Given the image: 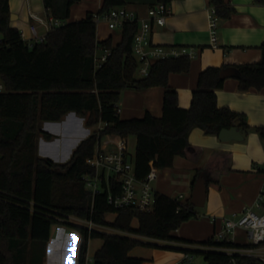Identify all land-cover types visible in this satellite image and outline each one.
Segmentation results:
<instances>
[{
    "label": "trees",
    "instance_id": "trees-1",
    "mask_svg": "<svg viewBox=\"0 0 264 264\" xmlns=\"http://www.w3.org/2000/svg\"><path fill=\"white\" fill-rule=\"evenodd\" d=\"M45 8L65 21L50 30L42 42L30 43L22 31L11 25L10 0H0V264H44L47 244L54 224H70L81 234L78 262L84 264L90 238L101 237L102 246L94 254V264H142L145 259L130 255L131 250L145 244L140 238L107 233L70 222L71 216L95 225L112 227L138 236L161 241H174L175 248L204 256L206 264H231L227 253L214 246L239 245L217 241L213 237L195 241L173 235L183 222L197 216L190 202L172 198L164 193L156 195L153 211L116 209L108 202V191L93 195L82 175L94 174L86 159L94 154L99 138L116 134L124 139L136 138L135 170L142 179L151 165L159 168L173 165L176 155L199 159L202 148L189 141L194 127L207 134L218 135L222 129L240 121V129L247 134L258 131L264 140V126L252 127L246 116L229 107H220L217 90L225 85L221 70L234 66L239 70L241 90L264 88V42L258 62L208 66L199 73L189 108L179 106L177 90L169 84L171 73L190 71L192 58L173 56L156 61L146 77L138 76L139 63L133 54L134 37L139 29L137 21H127L120 28L121 42L114 45L112 36L97 39V15L125 6V0H103L101 9L89 11L79 20L68 21L71 8L81 0H43ZM167 5L173 0H158ZM264 2V0H256ZM216 17L227 19L235 9L228 0H210ZM110 50L107 60L96 68L99 50ZM165 88L163 115L147 111L141 118L122 119L118 112L124 89ZM75 112L86 118L87 127L95 128L83 139L65 163H59L38 153V136L51 139L42 131V121H61ZM230 151H214L204 167L206 185H220V176L232 169ZM116 213L114 221L106 214ZM137 220V225L133 222ZM197 245V246H195ZM247 264H263L260 259L241 258Z\"/></svg>",
    "mask_w": 264,
    "mask_h": 264
},
{
    "label": "crops",
    "instance_id": "crops-1",
    "mask_svg": "<svg viewBox=\"0 0 264 264\" xmlns=\"http://www.w3.org/2000/svg\"><path fill=\"white\" fill-rule=\"evenodd\" d=\"M125 1L126 7L136 10L140 15H146L148 9L159 2L158 0ZM228 1L235 11L231 17L219 19L213 13L210 0H173L170 3L171 11L164 26L154 25L152 35L157 44L178 50L187 48L195 52L191 57L190 71L171 73L169 76V84L177 90L179 106L182 108L190 107L199 73L206 67L253 63L262 58L260 46L264 42V2H256V0ZM102 4L103 0H99L97 8H85L81 13L83 16L79 15L73 18L74 4L68 21L82 19L89 11L97 12L101 9ZM10 5L11 25L19 28L27 40L32 39L30 30L32 23L37 25L40 34L47 33L46 27L37 23L30 16V13L41 17L46 16L48 10L45 8L43 0H10ZM97 24V39L104 40L112 36L114 45L121 42V29L111 28L106 20ZM101 51L104 50L101 49ZM164 92L163 86H153L142 90L124 89L119 100L120 117L127 120L141 118L147 111L156 117H161L164 109ZM217 101L220 107H229L237 112H242L252 127L264 126V88L241 90L239 80L236 77H229L226 78L224 87L217 90ZM59 124L62 126L60 148L54 152L59 157L60 154L62 156L69 151L70 154L68 153L67 157L56 160V162L65 163L70 160L74 150L83 139L73 145L71 144L72 140L81 133L83 128L86 130L84 138L86 139L93 128H85L84 117L78 116L75 112L67 113ZM242 133L243 140L223 141L218 135L207 134L203 129L194 127L189 133V141L202 148L199 159L176 155L172 166L158 169V177L153 182L156 192L187 201L191 198L197 171L205 166L214 151H230L234 159L232 160V169L220 176L219 187L213 185L207 187V200L201 211L196 212V217L183 222L184 224L174 230V236L195 241L209 239L221 229L224 219L234 217L247 207L256 208L260 196L264 192V140L254 129H251L247 134ZM181 195L183 197L180 199ZM261 205L264 206V200ZM115 218L116 213L112 220L107 217L106 220L114 221ZM105 228L120 231L112 227L96 225V229L100 231L106 232ZM120 233L123 236L128 234L123 231ZM232 240L239 245L251 242L249 233L245 230L237 231ZM154 244L170 247L180 245L174 241L156 239H154ZM47 251L44 264L68 263L64 245L54 243L52 228ZM72 252L69 261L74 264L75 250L73 249ZM183 253L175 248L155 247L152 250L153 255L149 260L145 259L142 264H174L182 258ZM203 264H206L204 256Z\"/></svg>",
    "mask_w": 264,
    "mask_h": 264
},
{
    "label": "built area",
    "instance_id": "built-area-1",
    "mask_svg": "<svg viewBox=\"0 0 264 264\" xmlns=\"http://www.w3.org/2000/svg\"><path fill=\"white\" fill-rule=\"evenodd\" d=\"M216 16L215 8H212ZM170 5L158 2L150 7L146 15H140L134 9L126 6L117 7L109 12L97 15L95 20L100 22L106 20L111 28H121L127 21H137L139 29L134 37L133 54L139 63L138 73L146 77L150 73L151 66L160 59L187 54L194 56L193 50L183 48H168L157 44L153 40V28L155 24L163 25L170 14ZM37 23L47 29V33L55 27L65 24V21L58 19L49 11L45 17L35 13H30ZM32 39L30 43L42 42L46 39V34H40L36 24L30 27ZM23 37L24 33L22 32ZM27 40V39H26ZM110 50H104L103 54L95 57L96 68L100 67L109 58ZM5 90L4 83L0 80V91ZM118 112L120 108L118 107ZM106 123L100 122L96 128L103 129ZM86 164L92 168L94 174L85 173L82 180L87 189L91 190L93 195L98 192L108 191V202L116 209H133L137 211L150 212L154 210L156 201V189L153 182L158 177V167L151 165L147 175L140 179L135 170V161L128 149L126 139L116 135L106 133L102 135L96 146L94 154L86 159ZM181 195L179 198L181 199ZM264 192L261 194L256 208L247 207L232 218H226L223 221L221 229L213 237L215 240L223 242L230 241L239 230H245L249 233L250 241L243 245L234 246H214L213 249L227 253L231 264H247L242 261V257L260 259L264 264ZM89 230L95 229L96 225L92 221H85ZM196 254L184 252L182 258L174 264H196ZM87 259L85 260L86 263Z\"/></svg>",
    "mask_w": 264,
    "mask_h": 264
},
{
    "label": "rangeland",
    "instance_id": "rangeland-1",
    "mask_svg": "<svg viewBox=\"0 0 264 264\" xmlns=\"http://www.w3.org/2000/svg\"><path fill=\"white\" fill-rule=\"evenodd\" d=\"M99 4V0H82L79 3H76L73 8H72V16L75 18V16L81 15V13L85 10V8H97ZM44 15V13H42ZM83 16V15H81ZM103 54L101 50L97 52V56L100 57ZM137 75L139 76V73L137 72ZM4 91V90H3ZM88 117V114L84 117L85 121L86 118ZM60 121H42L40 124V129L42 131L48 132L52 134L51 139L45 138L43 134L38 136V153L39 155L49 156L50 158L54 159L55 161L57 158L58 160H62V158L67 157L69 151L65 153L64 155L61 156V154L57 155L54 151H57L60 148L59 141H60V134L62 132V126L59 124ZM85 128L87 127L86 125L84 126ZM89 128V127H88ZM92 131L94 130V127ZM86 130L81 131L77 135L76 138L72 140V145L76 144L77 141L82 140L85 138V133ZM71 145V146H72ZM128 149L129 152L132 154L133 157H135V152H136V138L134 136H129L128 137ZM70 154V153H69ZM61 157V158H60ZM203 207H197L195 208L196 212H200ZM115 216L114 212H109L106 214V217L110 220H112ZM196 217V216H195ZM69 219L70 222L76 223L79 225H84L86 226L85 221H81L75 216H71ZM133 222L134 226L137 224V220H134ZM106 232L109 233H120V231H113L110 228H105ZM52 235L54 237V243L59 244L62 243L64 245V248L67 251L66 257L68 258L67 264H72L69 260H71V253L72 250H75L74 258H75V263L74 264H79L78 262V256H79V250H80V244L82 240V234L73 226L70 224H54L52 226ZM127 236H135L137 238H140L142 241L145 242V244L138 245L133 250H131L130 255L135 256V257H142L144 259H148L151 257L152 250L155 249L156 246H154V239L147 238V237H142L138 235H131L127 234ZM156 242V241H155ZM103 239L101 237H96V238H90L89 246H88V253L86 254V263L84 264H94L93 258L96 250L102 245ZM196 264H203V256L201 254H196Z\"/></svg>",
    "mask_w": 264,
    "mask_h": 264
},
{
    "label": "water",
    "instance_id": "water-1",
    "mask_svg": "<svg viewBox=\"0 0 264 264\" xmlns=\"http://www.w3.org/2000/svg\"><path fill=\"white\" fill-rule=\"evenodd\" d=\"M12 18V15H11ZM239 70L234 66H229L221 70V77H238ZM240 121L235 120L232 127L224 128L219 133V138L223 141L243 140L244 135L240 129ZM207 200V185L205 174H200L193 184L190 202L196 207H203Z\"/></svg>",
    "mask_w": 264,
    "mask_h": 264
}]
</instances>
